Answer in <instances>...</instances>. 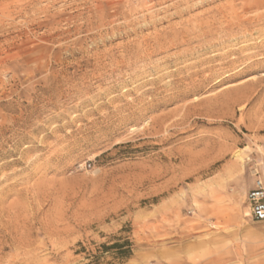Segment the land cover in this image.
<instances>
[{
  "label": "rangeland",
  "instance_id": "obj_1",
  "mask_svg": "<svg viewBox=\"0 0 264 264\" xmlns=\"http://www.w3.org/2000/svg\"><path fill=\"white\" fill-rule=\"evenodd\" d=\"M258 175L264 0H0V264H264Z\"/></svg>",
  "mask_w": 264,
  "mask_h": 264
},
{
  "label": "built area",
  "instance_id": "obj_2",
  "mask_svg": "<svg viewBox=\"0 0 264 264\" xmlns=\"http://www.w3.org/2000/svg\"><path fill=\"white\" fill-rule=\"evenodd\" d=\"M250 217L253 221H264V180L256 176L252 189L247 193Z\"/></svg>",
  "mask_w": 264,
  "mask_h": 264
},
{
  "label": "trees",
  "instance_id": "obj_3",
  "mask_svg": "<svg viewBox=\"0 0 264 264\" xmlns=\"http://www.w3.org/2000/svg\"><path fill=\"white\" fill-rule=\"evenodd\" d=\"M123 245H126L128 246V248H126V250L122 251V245H119V244H115L113 245L114 247H117V248H120L119 250V256L122 257V258H127L131 255V248L129 247L130 246V243L128 241H125Z\"/></svg>",
  "mask_w": 264,
  "mask_h": 264
},
{
  "label": "bare ground",
  "instance_id": "obj_4",
  "mask_svg": "<svg viewBox=\"0 0 264 264\" xmlns=\"http://www.w3.org/2000/svg\"><path fill=\"white\" fill-rule=\"evenodd\" d=\"M194 2V1H193ZM158 3V2H157ZM144 4V3H143ZM171 5V4H170ZM184 13V12H183ZM145 17V16H144ZM261 19V18H260ZM250 215V214H249Z\"/></svg>",
  "mask_w": 264,
  "mask_h": 264
}]
</instances>
